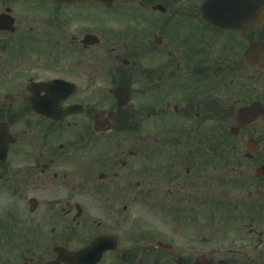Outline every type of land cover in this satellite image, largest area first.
<instances>
[{"label": "flooded vegetation", "instance_id": "obj_1", "mask_svg": "<svg viewBox=\"0 0 264 264\" xmlns=\"http://www.w3.org/2000/svg\"><path fill=\"white\" fill-rule=\"evenodd\" d=\"M94 244L264 264V0H0V264Z\"/></svg>", "mask_w": 264, "mask_h": 264}, {"label": "water", "instance_id": "obj_2", "mask_svg": "<svg viewBox=\"0 0 264 264\" xmlns=\"http://www.w3.org/2000/svg\"><path fill=\"white\" fill-rule=\"evenodd\" d=\"M87 255L86 252L81 254V253H76V254H69L66 255V262H68L69 264H92L91 262L87 263L86 260Z\"/></svg>", "mask_w": 264, "mask_h": 264}]
</instances>
